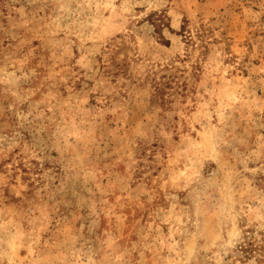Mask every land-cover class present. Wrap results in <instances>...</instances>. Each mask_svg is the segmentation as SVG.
<instances>
[{"label":"rangeland","instance_id":"obj_1","mask_svg":"<svg viewBox=\"0 0 264 264\" xmlns=\"http://www.w3.org/2000/svg\"><path fill=\"white\" fill-rule=\"evenodd\" d=\"M0 264H264V0H0Z\"/></svg>","mask_w":264,"mask_h":264},{"label":"trees","instance_id":"obj_2","mask_svg":"<svg viewBox=\"0 0 264 264\" xmlns=\"http://www.w3.org/2000/svg\"><path fill=\"white\" fill-rule=\"evenodd\" d=\"M242 248H243V249H246V247H243V246H242ZM247 249H248V248H247Z\"/></svg>","mask_w":264,"mask_h":264}]
</instances>
